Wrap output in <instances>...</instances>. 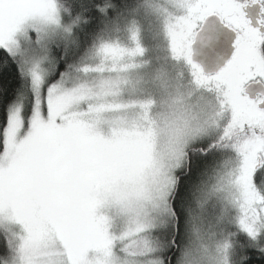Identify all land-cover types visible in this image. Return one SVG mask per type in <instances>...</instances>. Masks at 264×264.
I'll list each match as a JSON object with an SVG mask.
<instances>
[{
  "label": "snow or ice",
  "instance_id": "snow-or-ice-1",
  "mask_svg": "<svg viewBox=\"0 0 264 264\" xmlns=\"http://www.w3.org/2000/svg\"><path fill=\"white\" fill-rule=\"evenodd\" d=\"M218 234L264 264V0H0V264H205Z\"/></svg>",
  "mask_w": 264,
  "mask_h": 264
},
{
  "label": "water",
  "instance_id": "water-1",
  "mask_svg": "<svg viewBox=\"0 0 264 264\" xmlns=\"http://www.w3.org/2000/svg\"><path fill=\"white\" fill-rule=\"evenodd\" d=\"M211 38L214 55L209 58L204 54L203 46L198 42L194 46V60L201 65L205 72H214L229 58L231 53L232 34L215 24L205 32V38Z\"/></svg>",
  "mask_w": 264,
  "mask_h": 264
},
{
  "label": "clouds",
  "instance_id": "clouds-1",
  "mask_svg": "<svg viewBox=\"0 0 264 264\" xmlns=\"http://www.w3.org/2000/svg\"><path fill=\"white\" fill-rule=\"evenodd\" d=\"M157 3H163V0H156ZM211 105L209 111H211ZM209 223H211V217H209ZM195 243V237H192V241ZM208 247V258L205 261V264H223V257L225 254L224 245L228 244L226 236L223 234H218L212 239L206 241ZM219 248V251L217 250Z\"/></svg>",
  "mask_w": 264,
  "mask_h": 264
},
{
  "label": "rangeland",
  "instance_id": "rangeland-1",
  "mask_svg": "<svg viewBox=\"0 0 264 264\" xmlns=\"http://www.w3.org/2000/svg\"><path fill=\"white\" fill-rule=\"evenodd\" d=\"M142 39H143V42L145 43V45L148 46L149 48H151L153 41H152V38L148 32H145ZM186 81H187V77H185V82ZM157 99H159V96L157 97Z\"/></svg>",
  "mask_w": 264,
  "mask_h": 264
},
{
  "label": "flooded vegetation",
  "instance_id": "flooded-vegetation-1",
  "mask_svg": "<svg viewBox=\"0 0 264 264\" xmlns=\"http://www.w3.org/2000/svg\"><path fill=\"white\" fill-rule=\"evenodd\" d=\"M245 11L248 13L250 18H252V17H255V15L258 13L259 9H258V7L253 6L250 9H246Z\"/></svg>",
  "mask_w": 264,
  "mask_h": 264
}]
</instances>
